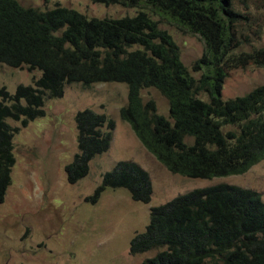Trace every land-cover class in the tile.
Here are the masks:
<instances>
[{"label":"trees","instance_id":"trees-1","mask_svg":"<svg viewBox=\"0 0 264 264\" xmlns=\"http://www.w3.org/2000/svg\"><path fill=\"white\" fill-rule=\"evenodd\" d=\"M92 1L142 8L133 16L88 17L60 3L40 9L0 0V63L41 71L33 84H20L14 93L0 86V204L12 183L16 135L45 116L46 100L63 97L73 82L85 87L126 83L121 118L172 173L190 178L243 174L264 159V84L223 97L231 70L264 67V47L244 49L249 38L239 27L250 18L236 0ZM144 8L204 41V54L193 65L202 71L199 78L183 62L173 35ZM147 88L166 97L168 116L154 99H144ZM10 119L21 125L13 126ZM75 119L78 151L65 166L69 183L86 177L91 160L109 150L116 126L91 108ZM108 187L125 188L143 203L153 196L149 171L132 160H120L107 171L90 199L96 201ZM151 249L158 252L142 264H264L262 194L220 183L154 206L146 229L130 241L133 255Z\"/></svg>","mask_w":264,"mask_h":264},{"label":"rangeland","instance_id":"rangeland-1","mask_svg":"<svg viewBox=\"0 0 264 264\" xmlns=\"http://www.w3.org/2000/svg\"><path fill=\"white\" fill-rule=\"evenodd\" d=\"M40 9L56 4L75 8L88 17L133 16L142 7L105 4L92 0H19ZM250 18L239 29L248 36L244 49L264 47V0H236ZM170 32L178 43L183 62L199 78L193 65L204 54L205 43L198 34L184 31L171 19L144 8ZM250 12V13H249ZM40 70L29 71L0 63V86L14 93L20 84H33ZM264 84V67L250 65L230 71L223 97L244 95ZM154 99L159 112L168 116L166 97L155 88L142 91ZM128 85L101 82L90 87L73 82L63 97L47 99L46 115L22 127L15 137L16 164L5 201L0 204V264H142L158 250L130 253V241L149 223L152 207L166 203L193 189L220 183L256 189L264 199V159L243 174L190 178L172 173L140 141L130 123L120 116L127 103ZM85 108L105 113L115 121L109 150L90 162L89 174L69 183L66 164L78 151L76 114ZM13 126L20 122L9 120ZM192 142V137L189 138ZM120 160H132L149 171L153 196L143 203L132 199L125 188L108 187L96 201L90 198L103 175Z\"/></svg>","mask_w":264,"mask_h":264}]
</instances>
